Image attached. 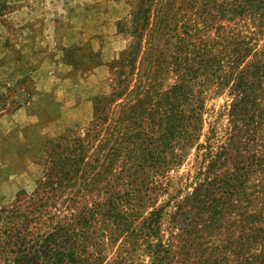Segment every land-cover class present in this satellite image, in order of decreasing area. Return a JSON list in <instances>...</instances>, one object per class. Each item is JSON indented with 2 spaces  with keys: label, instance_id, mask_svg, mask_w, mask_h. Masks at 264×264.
I'll return each mask as SVG.
<instances>
[{
  "label": "trees",
  "instance_id": "16d2710c",
  "mask_svg": "<svg viewBox=\"0 0 264 264\" xmlns=\"http://www.w3.org/2000/svg\"><path fill=\"white\" fill-rule=\"evenodd\" d=\"M118 27L132 40L115 62L111 91L93 99L83 130L69 128L47 142L46 171L30 198L21 194L0 209V264H95L101 245L119 241L149 264H173L175 225L181 250H192V258L203 233L214 244L228 229L225 218L242 228L239 244L262 245L238 264H264V155L224 176V196L208 218L192 209L168 213L153 206L151 195L155 179L179 167L199 141L207 87L231 85L241 95L233 111L262 121L264 0H136L130 20ZM95 57L92 50L81 57L85 71L98 65ZM171 74L177 82L165 90ZM64 194L71 218L52 210ZM167 219L173 239L165 243ZM112 264L127 261L119 255ZM191 264L228 263L197 254Z\"/></svg>",
  "mask_w": 264,
  "mask_h": 264
},
{
  "label": "rangeland",
  "instance_id": "374dc122",
  "mask_svg": "<svg viewBox=\"0 0 264 264\" xmlns=\"http://www.w3.org/2000/svg\"><path fill=\"white\" fill-rule=\"evenodd\" d=\"M135 4L136 0H0V209L14 205L21 194L30 198L35 191L46 171L49 140L69 128L83 130L92 120L93 99L111 91L118 70L115 62L130 46L131 35L121 32L118 23L130 20ZM70 50H75L74 58ZM90 50L99 63L85 71L87 61L81 57ZM176 82L171 74L164 89ZM222 87L205 90L200 139L184 162L155 179L151 195L156 208L166 206V212L173 214L192 209L208 218L216 208L211 204L224 196V176L264 155V114L254 123L244 112L233 111L240 92L236 94L231 85ZM69 198L64 194L58 200L54 215L71 218ZM152 210L147 209L146 215ZM165 221L163 242L168 243L173 239L172 222ZM234 221L223 220L230 225L212 239L214 244H206L209 237L203 233L204 244H195L192 258V250L189 254L181 250V225H175L171 262L191 264L199 254L238 264L259 254L261 244H239L242 228L232 225ZM101 248L95 264H112L119 255L127 264H149L131 244L119 241Z\"/></svg>",
  "mask_w": 264,
  "mask_h": 264
}]
</instances>
